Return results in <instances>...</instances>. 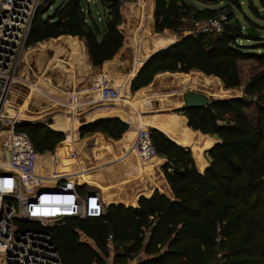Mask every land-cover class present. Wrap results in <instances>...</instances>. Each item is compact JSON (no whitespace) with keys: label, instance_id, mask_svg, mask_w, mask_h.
I'll return each instance as SVG.
<instances>
[{"label":"trees","instance_id":"trees-1","mask_svg":"<svg viewBox=\"0 0 264 264\" xmlns=\"http://www.w3.org/2000/svg\"><path fill=\"white\" fill-rule=\"evenodd\" d=\"M104 1L109 15L102 30L96 23L87 25L79 0L61 1L50 15L47 13L57 0H45L47 7L40 8L33 17L26 47L50 38L82 36L93 66H102L116 56L124 40L118 29L120 0ZM247 1L253 15L264 21V0H259L262 11L252 0ZM191 10V5L183 0H156L155 31L180 30L182 19ZM203 13L198 11V14ZM243 16L248 24L245 30L238 19L230 15L231 24L220 35L211 38L199 33L172 45L174 41L172 46L138 68L142 67L138 81L144 84L149 83L155 73L188 75L191 70H198L207 75L202 74L209 81L208 76L217 77L214 79L221 81L225 89L243 88V97L212 100L203 109L181 110L187 116L188 129L219 139L218 143L201 149L202 155L213 145L207 151L210 166L201 173L188 144H177L167 136L175 139L169 133L150 128L152 146L156 154L166 160L163 171L172 198L155 192L149 198L140 197L137 207L124 202L109 203L102 217L70 219L64 223H78L79 230L69 226L48 229L39 223H22L25 228L51 235L59 264H83L85 259L86 264H104L91 246L83 247L78 236L84 232L95 242L106 245L110 232L117 239L121 237L116 233L118 228L127 232L123 235L125 240H133L129 250L131 257L147 224L151 225L147 249L155 245L154 251L159 252L160 247H166L160 254L135 264H205V256L217 245V236L225 240L227 264H264V106L252 101L256 95L264 96V25L244 13ZM240 40L249 43L242 44ZM146 126L143 125L145 131L149 127ZM15 130L28 136L38 154L52 152L64 140L63 133L43 124L20 123ZM127 130L122 120L103 118L81 127L80 134L100 132L110 138H105L107 141L115 142L121 140ZM67 140L68 135L65 142ZM148 146L154 153L150 142ZM153 157L160 160V167L162 159L157 155Z\"/></svg>","mask_w":264,"mask_h":264},{"label":"rangeland","instance_id":"rangeland-1","mask_svg":"<svg viewBox=\"0 0 264 264\" xmlns=\"http://www.w3.org/2000/svg\"><path fill=\"white\" fill-rule=\"evenodd\" d=\"M61 1L67 0H57L56 5L50 8L47 14L50 15L54 11L56 6L61 4ZM79 1L84 11L85 21L87 25L90 26L96 23L100 27V29L103 30L104 23L106 22V19L109 15V11L103 3L105 1ZM183 1H186L187 4L191 5L192 10L189 12L188 16L182 19V26L180 30H165L163 32L158 33L155 31L154 24L156 0H120L121 21L118 29L124 36L123 44H126V42L129 40V46L127 47L129 49H127L126 54L125 52H121L122 49H120L112 60L106 61L102 66L99 67L93 66L91 59H87V56L84 52L85 50L83 51V47H81V49L79 50H75L72 48L73 51L76 52L74 56H76L77 58H74L75 61L71 60L72 58L70 57L67 50L63 49L65 45L57 44V42H61V39H65L62 36L59 38H50L45 40L44 42L36 43L29 47L25 46L22 49L19 59L17 61V69L15 73V87L13 88L14 90L11 88L9 93L11 103L9 105H6L9 113L8 117H2L3 122L0 123V132L6 130H14L9 118H18L20 119L19 122L22 120L29 121L31 123H40L44 126H47L52 131L62 132L64 135V140L59 143L52 152H47L44 154L56 157L57 153L59 152L62 153L63 157H65L66 155V159L64 160V166L61 168V170L64 171L66 168V164L70 162L69 156L75 154V152H73V149L69 147L70 145L68 132L70 131L71 126L75 125L76 128L79 126L76 129L77 138L79 143H81L84 147L86 155H82L80 151H77L78 156L83 158L82 160L87 166V168H89V170L99 171L100 173H103V175H106V179L115 180L113 176V167L116 163H110L113 164L110 165L109 161H107V156H98L99 158H97V160L100 161V163L97 166H93L89 160L94 159V156L100 153L97 146L95 145L97 137L102 135L107 140L110 138L100 132L87 133L85 135H81L79 130L81 126L80 123L83 124L82 122L85 119L87 122H92L97 118L109 117H117L123 119L124 121L132 120L133 124L131 128L130 124L125 122L128 126V130H130H127L122 135L123 138L126 133H128L126 134L127 136L131 133H136L139 126L141 125V123L137 121L139 119L138 116L141 115L149 116L151 115V113H153V115H157L159 114V112H166V115L169 117L172 116L176 119H182L181 121L184 122V124L186 125L183 115L186 118L187 116L185 112L181 111L182 107L184 106V93L186 91L191 90L199 93H204L209 96L212 100L243 97V88L225 89L221 81H219L218 79H214L217 77L208 76L211 77V81H209L202 76V74H205L198 70H191L189 73H187L188 75H184L179 72H160L155 73L149 83L144 84L143 81H138L140 71L143 67L141 63L143 57H147L151 52L153 53L157 50L162 49V46L159 47L157 50H154V47H157V45L161 43L166 44V41H169V39L175 41L174 44H178L188 36L194 34L204 33L211 38L220 35L222 31L226 28V25L228 26L229 24H231V22H229L228 20V17L230 15H234L238 19L242 30H245L248 27V24L244 19L243 13L248 16L252 21L258 23L259 25H264V21H260L255 15H253L249 7V1L247 0ZM252 2L254 6L258 7L260 11H262L259 0H252ZM41 5L42 6L40 7L42 9L47 7V4H45V0H42ZM143 7L148 10V14L150 16L148 21L149 25L146 28L148 30H146L147 32L140 30V22L143 17H141L139 14H136V12H143ZM198 11H204V13L198 14ZM127 13L129 15L134 14V18L127 20ZM223 17H227L224 27H221L220 31L214 30V27L211 24V20ZM75 40L78 41L81 46L82 43H84V47L87 49L86 39L84 37L80 36L77 37V39ZM239 43L248 44L249 42L240 40ZM59 46H63V48H60ZM145 54L148 55L145 56ZM117 59L118 63H115ZM108 64H110V66L114 68L113 72L115 71V73L119 76L118 80L112 85L114 88L116 87L117 91L119 92V98L113 103L98 99L100 97L95 82V78L102 73H105L107 76H109L111 69ZM140 66L142 67L138 70ZM67 69H71L72 71H74L73 78H70L71 74ZM126 87H128L132 97H152V105L150 108H147L149 110L146 109L144 113L140 114H137L132 111L128 106L126 100H124L123 95H121L119 91L121 88L125 89ZM13 92H15L14 95ZM68 92H71L73 94V97L70 96ZM252 101L258 102L259 104L264 106V96L256 95L252 99ZM25 105H27L25 111L20 113L21 107ZM81 116H85L86 118L80 120ZM48 120H52V123L48 124ZM19 122L17 124H19ZM15 126L16 125H14V128ZM147 129V131L149 132L150 129L148 127ZM65 132L68 135V140L66 142L65 140L67 138V135ZM2 134L3 133H1L0 135ZM174 135L176 138H179V134L174 133ZM207 136H209V138H211L213 141H219V139L215 135ZM24 137L25 140L29 142V148L33 151V153L38 154L37 152H35L33 145L30 139L26 136V134L24 135ZM135 143L136 146L134 145V147H137L138 142ZM129 144L130 141L127 140L122 145L123 147L119 146L121 148V152L119 154H121L122 158L126 159L130 156V153H128L129 150L125 151L126 149L124 148V146ZM1 146L2 143H0V147ZM146 147L148 148V145ZM200 149L195 147L194 149L189 150L191 151L192 155L194 154L195 156V158L194 156L193 158L197 169L201 173H204L205 171L203 172V167L205 165H203V156L208 158L210 157L207 153L208 150L204 151V153L200 156ZM138 151L140 154V149ZM153 155H157L158 158L162 159V164L159 167L160 160L156 158V163H154V166L152 168L153 171L156 173L158 172L161 177L164 176L165 178L163 167L166 163V160L162 156L156 154L155 151ZM146 156L147 158L149 157L148 154H146ZM146 156L142 157L141 155L140 157L143 160H147ZM5 157H7L8 159ZM9 158L10 157L6 154H4V156L2 157V159L4 160H9ZM150 177H152L154 180L151 179V182L149 181V189L147 193L150 191L152 195L155 192L161 193V191L157 189V187H159V184H161L160 178L156 175H151ZM63 180L67 179H61V181L58 180L56 183L65 182ZM155 180H157V182ZM68 181L74 182L73 180ZM101 181L103 184L107 183L104 178L103 180L101 179ZM83 184H85V186ZM87 184L88 183L77 184L79 186L82 185L81 188L83 194L86 193L85 188ZM45 185H42V183H40L36 187L39 189L40 187L44 188L48 186V184L46 186ZM125 186L126 187L123 188L125 190L123 191L115 189L113 191H107V195L103 197L106 203L109 204V200L112 197L117 199L116 203L124 202L131 204L132 202H135L137 200V197L134 199L121 198L123 194L129 192V189H132L129 184ZM132 186L134 187V185ZM155 189H157V191H154ZM168 190L171 191L170 186ZM99 197L106 208L107 205L104 203L103 199L101 198V195H99ZM128 204L124 205L127 206ZM59 226H69L72 229L78 230L81 229L78 223L75 222L69 224H64L62 222H52L48 223L45 227H48V229H53ZM150 226V224H147L143 227V234L139 237V244L136 248L137 250L133 253L131 257L129 250L133 245V240L124 239L123 235L127 232L123 228L116 229V233L118 235H121V237L118 239L112 232H110L107 238L106 245H104L103 243L101 245L95 242L93 238L87 236L84 232L79 234L78 241L83 243L84 248H86L87 245L91 246L93 250L96 251L103 258L104 264L140 263L143 260L149 259V257L151 256L160 254L166 247H160L159 252L154 251L153 248L155 247V245L151 249H147L151 233ZM215 241L217 245L210 249V251L207 253L204 258V263L227 264L226 245L224 244L225 240L222 239L220 236H217ZM86 260L87 259L84 260L83 264H86ZM126 260L128 261L126 262ZM0 264H5V262L0 259Z\"/></svg>","mask_w":264,"mask_h":264},{"label":"built area","instance_id":"built-area-1","mask_svg":"<svg viewBox=\"0 0 264 264\" xmlns=\"http://www.w3.org/2000/svg\"><path fill=\"white\" fill-rule=\"evenodd\" d=\"M41 4L42 0H0V123L3 122L1 116L8 114L4 112L17 61L25 47L33 17ZM226 20L227 17L211 20L214 30L220 31ZM95 82L101 100L113 103L119 98V92L105 73L98 75ZM17 123L11 122L14 129L11 132L15 141L13 151L19 157L29 147V142L25 140L24 133L16 132L14 125ZM141 136L140 153L145 157L153 153L147 152L149 149L145 148L147 141L150 142L149 132L144 131ZM145 136L147 140H143ZM150 146L155 151L151 143ZM29 151L33 152L30 148ZM5 154L10 158L12 156L11 151ZM16 155L13 154V158H17ZM17 163L24 166L22 159ZM23 175L0 166V259L5 264H59L51 235L25 228L22 223H39L45 227L52 222L98 218L105 215L106 208L95 190L83 194L76 183L68 180L56 183L51 188L38 189L34 186L31 189L25 182V179H31Z\"/></svg>","mask_w":264,"mask_h":264},{"label":"bare ground","instance_id":"bare-ground-1","mask_svg":"<svg viewBox=\"0 0 264 264\" xmlns=\"http://www.w3.org/2000/svg\"><path fill=\"white\" fill-rule=\"evenodd\" d=\"M128 13L126 14L128 15L127 20L134 18V14L129 15ZM136 14L137 15L139 14L141 17H143L140 22L141 23L139 27L140 30L147 32L148 30L146 28L149 25L148 21L150 17L148 14V10L145 7H143V12L141 11L138 13L136 12ZM69 41L72 43L73 49L75 50L81 49L82 46L80 43L73 42L72 40ZM162 45L165 44L161 43L157 45V47H154V50L155 49L157 50ZM157 51H155L154 53H156ZM154 53H152L150 56L148 54H145V56L148 55L149 57L148 56L147 57L149 59ZM147 57H143L141 62L142 64L146 60H148ZM115 63H118V59L115 61ZM108 65L111 69V72L109 73L110 76L109 79H111L113 85L118 80L119 76L118 74L115 73V71L113 72L114 68L111 67L110 64ZM15 83H16V78H14L13 84L11 86L12 89L15 87ZM119 91L121 95H123L124 100H126V102L128 103L130 109L137 114L144 113L145 110L147 108H150L152 105L151 104L152 97H147V96L132 97L128 87H126L125 89L121 88ZM14 94L15 92H13V95ZM98 99L101 100V98ZM10 103L11 100L10 97H8L6 105H9ZM26 107L27 105L22 106L20 113L25 111ZM5 109L6 112L4 113H9L7 110V106ZM3 116L8 117V114ZM3 116H1V118ZM138 117L139 119L137 121H139L141 125L139 126L136 133L135 132L131 133L125 138L115 142L107 141L102 135L97 137L95 145L97 146L100 153L96 154L95 157L99 158L98 156H105V157L107 156L108 157L107 161H109V164L116 163L115 166L113 167L114 168L113 176L115 180L106 179V175H103V173H100L99 171L89 170V168H87V166L83 162L82 160L83 158L78 156L77 151H80L82 155H86V151L75 136V131H76L75 125L71 126L69 131V145H70L69 147L73 149V152H75V154L69 156L70 162L66 164V168L64 171L61 170V168L64 166V160L66 159V155L65 157H63L62 153L59 152L57 153L56 157L45 154H34L33 152L29 151V147H26L25 150L22 151V155L18 157V153L16 155V151H13L14 150L13 146L15 145V141L11 131H5L3 132L2 135H0L1 138L0 143H2V146L0 147V166L6 170L19 171L20 173L24 174L26 177H29L31 180L27 181V179H25V182L27 187H30L31 189H33L34 186H37L40 183H42V185L48 184V186L45 185L46 187H53L58 180L67 179V180H73L76 184L90 183V185H96L102 191L103 197H105L107 195L106 194L107 191H113L114 189L123 191L125 190L123 189L126 187L125 185L129 184V186H131L132 189H129V192L123 194V196L120 197L126 199H134L139 195H142L148 191L149 181L151 182V179H153L152 177H150L151 175H156L160 178V176L152 169L157 159L153 157L152 153H150L148 155L149 156L148 158L146 156L147 160L146 159L143 160L140 157L141 153L139 154L138 151L139 150L138 147L140 145L139 139L140 137H142L141 135L145 131V127H143V125L146 124L147 126L157 127L167 133L171 132V133H177L179 135L181 132L186 133V130L183 128V126L179 125L176 118L172 116L170 117L160 116V114L159 116L153 115L151 121H149L150 118L147 115H143V116L141 115ZM162 117L163 119H161ZM9 119L10 122H19L20 120L18 118L17 119L9 118ZM100 119L103 118H98L92 122H87V123L89 124L94 123L95 121ZM131 123L133 124L132 120ZM80 125L82 126L83 124L80 123ZM127 140L130 141V144L124 146V148L126 149L125 151L129 150L128 153H130L129 154L130 156L125 159L121 157V154H119L121 152V148L119 146H122ZM143 140H147V137L145 136ZM135 142H138L137 147H134V145L136 144ZM24 145L27 146V143H25ZM147 145H148V141L145 144V148H147L146 147ZM147 149H149V146ZM6 151L12 152V156L11 158H9V160L2 159ZM147 152H150V149ZM131 153L133 156L131 155ZM13 154L14 156L16 155L17 158H13ZM21 159H22V164L24 165L22 167L17 163ZM103 178L106 180L107 182L106 184L102 183L101 179L103 180ZM155 181L157 182V180ZM160 183L161 184H159L158 187L159 190L166 191L165 185L163 184L161 178H160ZM132 185H134V187ZM116 200H117L116 198L112 197L110 198L109 203H116L117 202Z\"/></svg>","mask_w":264,"mask_h":264},{"label":"crops","instance_id":"crops-1","mask_svg":"<svg viewBox=\"0 0 264 264\" xmlns=\"http://www.w3.org/2000/svg\"><path fill=\"white\" fill-rule=\"evenodd\" d=\"M62 37H64L65 39H61V42H57V44H64L65 46H64V48H63V46H59L60 48H63V49H66L67 50V52L69 53V55H70V57L72 58L71 60H73V61H75L74 60V58L76 59L77 57L76 56H74L75 55V51H73V49H72V46H71V42L69 41V40H75V39H77V37H71V36H62ZM69 38V39H68ZM175 39V38H174ZM170 41V42H169ZM169 41H166V44L165 45H162V48H164V47H167V46H169L170 45V43L172 42H174L173 40H170L169 39ZM171 43V44H172ZM129 43H127L126 45L125 44H123L124 46H122V51L121 52H125V54H126V52H127V49H129V48H127L129 45H128ZM82 47H83V51L85 52V54H86V56H87V59L89 60L90 59V56H89V53H88V51H87V49L84 47V43H82ZM126 47V48H125ZM133 48H134V45H133ZM132 52H133V50H132ZM152 53V52H151ZM151 53L149 54V56L151 55ZM154 53V52H153ZM68 71H69V73L71 74L70 75V78H73V72L74 71H72L71 69H67ZM182 84V83H181ZM69 94H70V96H72L73 97V94L71 93V92H68ZM67 93V94H68ZM159 114H160V116H167L166 114V112L164 113H160L159 112ZM159 114H157L158 116H159ZM152 116H153V113H151V115H149L148 117L150 118L149 119V121H151V118H152ZM183 117H184V120H185V122H186V125H188V119L183 115ZM86 117L84 116V117H82L81 116V118H80V120H82V119H85ZM109 118H114V117H109ZM106 119V118H105ZM120 119V118H119ZM161 119H163V117L161 118ZM120 120H122L123 122H127V123H129L130 124V128L132 127V123H131V121H124L123 119H120ZM177 121H178V124L179 125H181V126H183V128L186 130V133H184V132H181L180 133V135H179V138H176L175 137V135H174V133H171V132H169V134L170 135H172L175 139H176V141H175V139H173V138H171L168 134H167V136L171 139V140H173L175 143H179V144H188L190 147H188L190 150H192V149H194L195 147H197L198 149H202V147H204V146H208V145H211V144H216V143H218L219 141H217V140H215V141H213L211 138H209L208 136H205V135H203V134H201V132L199 133V132H195V131H192V130H190V129H188L186 126H185V124H184V122H182L181 120L182 119H176ZM87 121H86V119L82 122L83 124H89V123H86ZM134 127H136V126H134ZM149 129L150 128H153V129H157V130H159L158 128H156V127H148ZM148 129L146 128V131H147ZM159 131H161V130H159ZM150 143H151V140H150ZM177 143V144H178ZM151 145H152V143H151ZM212 145V146H213ZM182 146H184V145H182ZM211 146V147H212ZM153 147V146H152ZM211 147H209L208 149H205L204 151H207V150H209ZM139 149H140V146L138 147ZM192 148V149H191ZM201 149H200V152H199V154H200V156H201ZM196 150V149H195ZM95 157V156H94ZM90 160V162L92 163V165L93 166H97L99 163H100V161H98L97 160V157H95L94 159H89ZM203 160H204V164L203 165H205L203 168V172L210 166V158H208V157H205V156H203ZM102 162H104V161H102ZM197 162V161H196ZM199 166V165H198ZM157 174L160 176V178H161V180H162V182H163V184L165 185V189H166V191H162V190H160L162 193H164V194H166L167 196H168V198H172V192L171 191H169L168 190V188H169V186H168V184H167V182H166V180H165V178H164V176L163 177H161V175L157 172ZM84 186H85V184H83ZM79 186V185H78ZM82 186V185H81ZM81 186H79L80 188H81ZM168 187V188H167ZM86 191H88V190H95L96 192H98L99 193V195H101V198L103 199V201H104V203L108 206L109 204L108 203H106V201H105V199L103 198V196H102V192H101V190H100V188L98 187V186H96V185H90L89 183L87 184V186H86ZM157 189H159L158 187H157ZM157 189H155L154 191H157ZM81 192H82V188H81ZM83 193V192H82ZM147 193V192H146ZM170 194H171V197H169L170 196ZM152 196V193L151 194H149V195H143V196H139L138 198H137V200L135 201V202H132L131 204H134V205H131V206H133V207H137V205H138V201H139V198L140 197H146V198H149V197H151ZM114 204H117V203H114ZM130 204V203H129ZM127 206H130V205H127Z\"/></svg>","mask_w":264,"mask_h":264},{"label":"water","instance_id":"water-1","mask_svg":"<svg viewBox=\"0 0 264 264\" xmlns=\"http://www.w3.org/2000/svg\"><path fill=\"white\" fill-rule=\"evenodd\" d=\"M226 27H227V25H226ZM28 37H29V35H28ZM27 40H28V38H27ZM26 43H27V41H26ZM26 43H25V46H26ZM172 45H175V44H172ZM172 45H170V46H172ZM170 46L162 48L159 51H157L156 53H154L148 59V61L151 60L154 56H156L160 52H162V51L166 50L167 48H169ZM211 101H212V99L209 96H207L206 94L189 90V91H186L184 93V106L182 108H186V109H203V108H206L211 103ZM114 118H117V117H114ZM106 119H111V118H106ZM100 120H103V119H100ZM97 121H99V120H97ZM97 121H95V122H97ZM20 123H31V122H29V121H22L21 122L20 121L19 124ZM51 123H52V120H48V124H51ZM32 124H40V123H32ZM90 124H93V123H90ZM85 125H89V124H83L82 126H80V129H81V127H83ZM149 136H150V132H149ZM47 188H51V187H47ZM109 205H111V204H109ZM24 220H26V219H24Z\"/></svg>","mask_w":264,"mask_h":264}]
</instances>
